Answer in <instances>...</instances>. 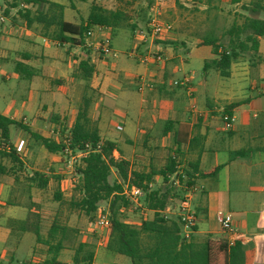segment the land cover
Instances as JSON below:
<instances>
[{
    "label": "crops",
    "instance_id": "obj_1",
    "mask_svg": "<svg viewBox=\"0 0 264 264\" xmlns=\"http://www.w3.org/2000/svg\"><path fill=\"white\" fill-rule=\"evenodd\" d=\"M49 1L62 7L54 0ZM169 2L155 0L153 6L151 2L146 6L148 12L154 6L162 11L171 10L173 6ZM236 2L237 5L251 3ZM137 19L135 14L133 20ZM10 26H15L13 20ZM21 29L22 33L31 35L32 29ZM100 40L95 36L89 43L96 47ZM160 40L152 45L141 44L132 36L131 51L124 56L125 60L118 59L110 67L103 64L106 58L97 57L93 49H87L88 55L81 58V50L86 49L82 47L56 46L64 51L63 58L54 57L50 52L33 56L27 51H12L8 59L0 57V66L12 64L19 81L26 82L28 103L20 98L21 112L27 110L31 118L27 121L21 112L16 113L12 102L0 115L20 123L44 140L59 143L72 128L82 99L87 100V118L96 128L100 141L114 145L113 158L126 162L130 172L155 175L164 171L169 160L174 162L177 173L189 168L195 171L194 181L200 187L191 201L196 217L191 239L195 243L206 238L227 240L232 237L241 242L245 264H264V60L250 67L243 56L238 57L231 63L227 79L213 72L223 82H215L209 97L203 93L200 105L195 98V78L184 70V65L188 63L186 57L194 55L202 69L204 62L213 60L210 48L200 46V39H182L177 33ZM24 41L31 45L28 38ZM150 54L159 56L161 61L143 65L141 59ZM84 60H88L92 68L87 82L81 80L78 71V64ZM17 64L22 66L23 77L14 71ZM207 73H201L200 82L196 84L199 89L206 86ZM183 79L189 81L190 98L184 89L172 86L173 82ZM40 99L42 103L38 107ZM232 104L239 105L229 111L233 124L226 132L222 130L220 117ZM11 130L8 144L20 167L1 162L9 172L0 177V264H12L9 250L18 248L24 237H33L34 228L39 232L40 204L36 199L39 194L50 195L52 204L56 205L52 223L57 220L63 206L54 203L53 197L58 194L62 202H69L77 183L72 168L77 162L76 167L80 164L75 156L68 160L60 154L46 153L20 130L11 138ZM216 168L220 170L214 178H198V174H207ZM33 174L46 179L44 189H37L35 183L29 181ZM152 180V184L160 183L161 178L154 176ZM67 187L68 200L64 195ZM172 206L176 208V201ZM167 207L168 204L161 214L166 213ZM146 212L153 216L152 211ZM217 213L230 216L229 234L219 231L215 221ZM168 217L175 220L174 216ZM58 238L49 245H54ZM72 238L75 235L62 243L63 249L56 257L58 263L69 264L77 245ZM66 242L71 243L65 245ZM106 242L105 239L100 246L103 252L100 251L99 257H96L98 253H93L92 264L96 259L98 264L123 261L120 259L123 257L105 252ZM47 250L45 244H35L34 240L30 257L21 264L45 261L50 257Z\"/></svg>",
    "mask_w": 264,
    "mask_h": 264
},
{
    "label": "trees",
    "instance_id": "obj_2",
    "mask_svg": "<svg viewBox=\"0 0 264 264\" xmlns=\"http://www.w3.org/2000/svg\"><path fill=\"white\" fill-rule=\"evenodd\" d=\"M18 2L20 0H12ZM72 8L73 0H65ZM236 4L237 2H232ZM26 5H45V14L37 13L29 19V13L24 11L17 15L24 20L27 26L32 23L41 26L44 32L54 30L51 38L58 47L69 45L71 48L82 47L85 34L92 28H115L116 23L121 20L119 13L103 14L90 8V13L85 22L77 25L63 21V7L43 0H26ZM245 13L254 15L258 12L264 14V6L261 0H252L248 6H241ZM264 37V21L245 18L239 26L231 25L217 38L212 33L200 39V46L211 50L213 60L204 62L202 75L213 71L221 79L229 77L230 65L238 57L248 55V64L251 66L260 62L258 57V39ZM155 42H161L160 39ZM15 73L24 75L21 64H17ZM81 80L87 82L92 75V68L88 60L78 64ZM239 104H232L223 113L231 117L229 111ZM89 102L82 99L77 109L72 128L66 137L59 143L44 140L31 133L28 128L20 123L13 122L0 115V177L5 176L9 170L1 165L2 161H8L15 167L20 164L15 153L8 144L9 129L22 131L38 146L48 154H60L67 149L72 154L81 153L85 155L79 166L74 170L77 183L73 189V195L69 202L61 201L59 195L53 197L54 203L66 206L71 212H78L85 217L94 215L101 203L108 205L109 234L105 246V252L111 256L123 257L128 264H245L241 242L229 237L227 240H211L206 238L201 243H195L191 237L188 242L181 238L180 226L174 220H164L161 211L169 202H174L170 197V191L156 189L145 194L143 205L147 211H152L151 220L141 221L136 227L124 223L121 211L131 210L130 205L120 197L123 186L147 190L152 184V178L158 176L163 185H167L168 178L175 174V164L169 160L164 171L158 174L142 175L129 171V166L122 160H115L112 156L114 145L109 142H101L98 132L87 118ZM220 168H216L207 174H198V178H214ZM195 171L191 168L184 172L187 179L186 186L190 187ZM114 176L110 184L108 179ZM35 183L36 188L41 190L46 187V179L38 174H33L29 180ZM133 211V210H132ZM195 228L192 229V232ZM35 244H45L48 247L49 258L41 263L28 264H60L56 261L58 253L63 249L62 243L67 240L69 234L66 228H60L56 222L50 226L44 240L42 241L37 228L31 232ZM192 236V235H191ZM54 245L49 243L54 242ZM93 249L79 243L73 249V255L69 264H92Z\"/></svg>",
    "mask_w": 264,
    "mask_h": 264
},
{
    "label": "rangeland",
    "instance_id": "obj_3",
    "mask_svg": "<svg viewBox=\"0 0 264 264\" xmlns=\"http://www.w3.org/2000/svg\"><path fill=\"white\" fill-rule=\"evenodd\" d=\"M43 1L50 2L49 0ZM54 1L62 4L63 21L71 24L77 25L79 23L85 22L87 16L90 13V8H93L95 11L101 12L103 14L115 12L122 16L121 20L116 23V27H111V30L108 32L111 40L109 48L111 49L112 54H114V58L107 57L105 63L103 64H105L107 67H110L111 64H113V62L118 59L125 60L124 56L129 53V51H131V46L133 44V40L131 41V39L132 36L134 37V32H142L145 24L147 23L149 12L147 9L148 6L146 5L147 3L151 2V6H153V2L155 0H73L72 8L69 7L70 5L65 0ZM159 1L164 2V0ZM169 1V5L173 6V9H166L165 11H162L163 9L161 10L158 8V19L161 23L170 25L171 31L168 34L177 33L182 39H201L203 36L210 33L218 38L220 34L224 30H227L231 25H241L245 18L264 21L263 13L258 12L254 15L245 13L241 10V6H247L249 3L241 5L233 4L232 2H236V0ZM247 1L252 2V0ZM25 2L26 0H20L18 2H13L12 0H0V20H2V22H0V57L8 59L9 56H12V51H27L33 56H39L40 53L48 54L50 52L54 54V57H65L64 51L56 47L55 42L53 45L51 39L54 35L53 29L44 32L41 29V26L35 23L27 26L24 20H22L17 15L19 12L22 14L24 10L29 13V19H32L35 15H37V13L45 14L47 7L45 5H39L37 7L26 5ZM261 5L264 6V0H261ZM135 14L138 16L136 21L133 20V16ZM12 20L16 27L10 26V22ZM22 27L32 29L31 35L22 33ZM26 38L29 39L31 45L24 41ZM81 52L82 53L80 57L86 58L88 55L87 49H82ZM96 56L98 57L97 54ZM258 57L264 60V37L261 38L259 42ZM242 58L248 62V55L245 54ZM186 59H188V63L187 65H184V70L191 74L190 76L195 78L193 82L195 98L197 101H199V104L202 105L203 102L200 101V96L203 97L204 93L206 97H209L215 82H223V80H220L219 78L217 79L213 71L208 72L205 78L206 86L203 89H199L196 87V84L200 82L202 76L201 64L198 59L194 57V55L189 58L186 57ZM5 79L7 80L5 81ZM150 84L148 83L149 87L151 86ZM26 86V82L19 81L18 77L14 74L12 64L8 63L0 66V112L4 110L6 105L12 102L14 104L16 113H20V98H22V102L25 101L28 103ZM200 92H202V94H200ZM41 103L42 100L40 99V102H38L36 105L39 107ZM21 113L24 119L27 121L30 120L31 114L28 113L27 110L22 111ZM10 129H12L11 138L13 137L14 132H20L19 130L13 128ZM76 165L72 168L73 174L74 170L77 168ZM177 180L178 179L176 177L170 178L168 179L167 185H163L161 181L160 183L154 182L151 185L150 190L153 191L158 188L169 190L172 197L171 199L176 201L177 204L179 199L185 194V189L188 188L184 183H180L176 186L175 183ZM113 181L114 176L111 175V177L108 179V182L111 184ZM192 184H196L195 181H193ZM68 194H70V191L67 187V190L64 192L66 200H68ZM36 199L39 202L38 204H40V209L37 213V217L39 219V234L42 238H44L49 226L52 223L56 205L52 204L50 195H46L45 193L39 194ZM170 203L171 202L168 203L166 213L169 214V216H173L175 208H173L174 206H172V203ZM140 204L142 207L139 209L133 211H121L120 214L122 215L124 223L128 224L129 226L136 227L141 221L150 220L152 218L151 215L146 212L147 210L143 205V201H140ZM61 208V214L58 215L57 220L55 221L56 224L59 227L64 226V228L67 229L69 233L67 235L68 238H71L73 235H75V238L72 239H75L77 244L82 243L91 247L93 249V253H98L96 257H99L100 251L103 252V247L100 246L104 244L105 239L107 240L109 230H97L94 224L99 213L108 215L107 203L99 204L96 213L88 218L81 213L69 211L66 206ZM170 219L174 221L173 217ZM72 239L70 241H72ZM70 243L66 242L65 245ZM33 247V237H24L21 245L18 248L15 250H9V253L12 256V264H21L27 261L31 255V249ZM64 256L65 259L68 258V255L65 254ZM120 259L128 264L127 259ZM123 261H118V264H123ZM96 263H99L98 259H96L95 264ZM1 264H6V262Z\"/></svg>",
    "mask_w": 264,
    "mask_h": 264
},
{
    "label": "built area",
    "instance_id": "obj_4",
    "mask_svg": "<svg viewBox=\"0 0 264 264\" xmlns=\"http://www.w3.org/2000/svg\"><path fill=\"white\" fill-rule=\"evenodd\" d=\"M159 9L157 6H154L149 11L148 20L145 24L142 32H134L135 39L141 44H153L156 40L168 35L171 31L170 25L163 24L159 21ZM2 22V20H0ZM109 30L106 28H99L95 27L89 30L85 34V38L83 41V48L86 49H93L95 54L98 55L99 58H107L112 57L114 58V54L109 48ZM95 36H99L101 40L96 42V47L89 43L90 40H94ZM56 46H58L56 44ZM161 59L159 56L156 55H148L141 59L142 64L150 63V62H160ZM189 81L187 79H183L179 82H173L172 86L174 88H181L186 91L187 97L190 98L191 94L187 89ZM220 123L223 131H229L232 128L233 120L231 117L226 115H222L220 117ZM62 155L68 158L75 156V158L81 160L85 155L81 153H75L72 155L70 151L64 149ZM176 177L178 180L176 181V186L180 183H187V179L184 176V173H177L175 172L170 178ZM192 184V183H191ZM151 186H147V190H140L136 188H128L127 186H123L121 190L120 197L124 199L130 205L131 210H136L141 208L140 201L142 202L146 193L150 192ZM185 194L179 199L177 206L175 208L174 217L176 223L180 226L181 230V238L184 242H188L189 238L193 234L192 229L195 227L196 224V217L195 213L191 207V201L193 194L200 191V187L196 184H192L190 187L185 189ZM164 220H168L169 214L162 213ZM215 221L219 231L223 234H229L230 231V223L231 219L229 215L217 213L215 216ZM95 228L100 231H108L109 230V222L108 216L104 213H99L96 217Z\"/></svg>",
    "mask_w": 264,
    "mask_h": 264
}]
</instances>
